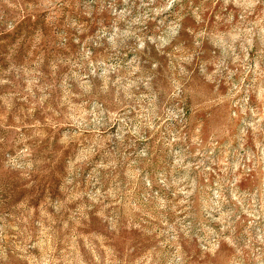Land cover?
<instances>
[{
  "label": "rangeland",
  "instance_id": "1",
  "mask_svg": "<svg viewBox=\"0 0 264 264\" xmlns=\"http://www.w3.org/2000/svg\"><path fill=\"white\" fill-rule=\"evenodd\" d=\"M0 264H264V0H0Z\"/></svg>",
  "mask_w": 264,
  "mask_h": 264
}]
</instances>
